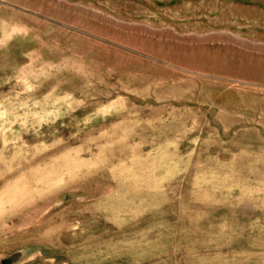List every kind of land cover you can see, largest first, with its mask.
Returning <instances> with one entry per match:
<instances>
[{
	"label": "rangeland",
	"instance_id": "obj_1",
	"mask_svg": "<svg viewBox=\"0 0 264 264\" xmlns=\"http://www.w3.org/2000/svg\"><path fill=\"white\" fill-rule=\"evenodd\" d=\"M0 264H264V0H0Z\"/></svg>",
	"mask_w": 264,
	"mask_h": 264
}]
</instances>
